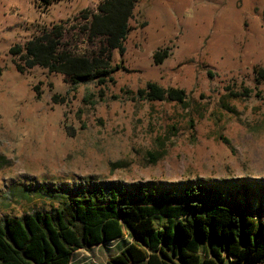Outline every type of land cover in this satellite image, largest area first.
Instances as JSON below:
<instances>
[{"label":"rangeland","instance_id":"rangeland-1","mask_svg":"<svg viewBox=\"0 0 264 264\" xmlns=\"http://www.w3.org/2000/svg\"><path fill=\"white\" fill-rule=\"evenodd\" d=\"M100 1L0 0V218L38 205L22 192L90 181L161 191L245 182L253 186L240 196L223 191L263 218L264 80L254 68L264 70V0H138L125 51L113 52L114 82L102 87H72L38 67L17 71L9 49L54 24L76 50H90L79 15ZM149 82L185 90L188 106L141 99ZM130 242L79 250L70 264H115Z\"/></svg>","mask_w":264,"mask_h":264},{"label":"trees","instance_id":"trees-1","mask_svg":"<svg viewBox=\"0 0 264 264\" xmlns=\"http://www.w3.org/2000/svg\"><path fill=\"white\" fill-rule=\"evenodd\" d=\"M58 1L41 0L44 6ZM137 2L101 0L95 10L81 12L82 36L90 50H76L69 44V30L61 24L43 28L9 49L17 59V71L38 67L62 75L72 87L114 82L118 66L113 65V52L125 51ZM168 56L167 48L157 50L154 63L161 64ZM254 74L257 83L264 80L263 69L254 68ZM226 91L234 99L251 93L248 88ZM137 94L149 102L189 103L185 90L154 82ZM247 185L253 186L186 182L161 191L90 181L22 192L40 206L33 203L21 216L0 218V264H70L75 252L125 235L131 242L112 259L115 264H264V217L223 191L236 187L240 196Z\"/></svg>","mask_w":264,"mask_h":264}]
</instances>
